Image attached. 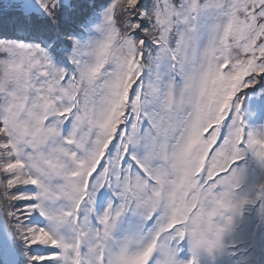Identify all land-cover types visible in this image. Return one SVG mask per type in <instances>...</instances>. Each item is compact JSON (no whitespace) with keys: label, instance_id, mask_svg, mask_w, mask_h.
I'll list each match as a JSON object with an SVG mask.
<instances>
[{"label":"snow or ice","instance_id":"1","mask_svg":"<svg viewBox=\"0 0 264 264\" xmlns=\"http://www.w3.org/2000/svg\"><path fill=\"white\" fill-rule=\"evenodd\" d=\"M7 4L0 264H264V0Z\"/></svg>","mask_w":264,"mask_h":264},{"label":"rangeland","instance_id":"2","mask_svg":"<svg viewBox=\"0 0 264 264\" xmlns=\"http://www.w3.org/2000/svg\"><path fill=\"white\" fill-rule=\"evenodd\" d=\"M0 7H5V10L8 9V4H7V0H0ZM255 87V86H254ZM256 90H260L259 87L256 88ZM246 92H249L250 90H245ZM252 98L249 99V102H248V106L251 108V104H250V101H251ZM254 124H258V123H261V122H264V117H261L260 114L257 115V117L255 118V120L253 121Z\"/></svg>","mask_w":264,"mask_h":264},{"label":"trees","instance_id":"3","mask_svg":"<svg viewBox=\"0 0 264 264\" xmlns=\"http://www.w3.org/2000/svg\"><path fill=\"white\" fill-rule=\"evenodd\" d=\"M3 9L5 10V7H3ZM7 10H8V9H7ZM7 10H5V11H7ZM4 34L8 35L9 37L13 36V33H12L11 31H6ZM21 190H22V191H26L25 186L22 187ZM26 202L28 203L29 201H26ZM23 204H25V203H22V200H20V201H16V202H15V206H16V207H19L18 205H23ZM37 214H38V212H37V213H34V216H36ZM8 227H9V225H8ZM39 247H40V246H35V253H36L37 248H39Z\"/></svg>","mask_w":264,"mask_h":264},{"label":"water","instance_id":"4","mask_svg":"<svg viewBox=\"0 0 264 264\" xmlns=\"http://www.w3.org/2000/svg\"><path fill=\"white\" fill-rule=\"evenodd\" d=\"M6 228H5V224H4V220L3 217L0 216V234H6Z\"/></svg>","mask_w":264,"mask_h":264}]
</instances>
